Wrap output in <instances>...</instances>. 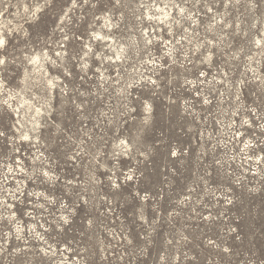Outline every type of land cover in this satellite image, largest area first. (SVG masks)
Listing matches in <instances>:
<instances>
[{
	"label": "rangeland",
	"instance_id": "374dc122",
	"mask_svg": "<svg viewBox=\"0 0 264 264\" xmlns=\"http://www.w3.org/2000/svg\"><path fill=\"white\" fill-rule=\"evenodd\" d=\"M143 1L0 0V264H264V0Z\"/></svg>",
	"mask_w": 264,
	"mask_h": 264
},
{
	"label": "built area",
	"instance_id": "2783aa9c",
	"mask_svg": "<svg viewBox=\"0 0 264 264\" xmlns=\"http://www.w3.org/2000/svg\"><path fill=\"white\" fill-rule=\"evenodd\" d=\"M198 81L200 84H202L201 82H204L205 79L198 77ZM189 99L191 100V103L194 105V108H195L194 111H200L201 109L206 111V114L203 117L205 122H207V121L209 122L211 120V116L214 113L221 112V110H229L230 109L229 105L227 106L228 102H226L225 104H221V105H215V104L210 105V103L207 102V100H205V97H203V95H199V94H196L194 96V99H192V98H189ZM228 101L230 102L229 98H228ZM224 114H227V111ZM188 115L191 116V113H188ZM217 123L223 124V122L219 121V120L217 121ZM227 160L228 159H226L225 161H227ZM10 173H11V171H10ZM12 177H13L12 175H11V178L8 177L6 182H8V181L10 182ZM9 182L8 183L2 182L3 184L0 183V193H1V189L5 188L6 185L9 184ZM8 191H10V193H11L13 190L10 188ZM13 239H15V238H13ZM9 240H10V238H9ZM28 250L29 249H27L25 252L29 253ZM0 251H2V250H0ZM3 253H4L3 251L0 252V254H3ZM33 255L38 258L37 261L40 264H55V261H57L56 264H63L62 259L56 255V251L53 248L42 247V249L35 251ZM55 256H56V260H55Z\"/></svg>",
	"mask_w": 264,
	"mask_h": 264
},
{
	"label": "bare ground",
	"instance_id": "6f19581e",
	"mask_svg": "<svg viewBox=\"0 0 264 264\" xmlns=\"http://www.w3.org/2000/svg\"><path fill=\"white\" fill-rule=\"evenodd\" d=\"M154 0H144L143 3L145 4V8L147 10V20H151L152 22L154 21H158L159 23L157 24H164V25H168V24H171V20L174 19V17L172 16L173 14H171V10H166L163 8V5L162 4H158L156 5V3L153 5V2ZM39 6V4H38ZM36 7V11L39 10L41 11L42 10V7ZM154 11H160V13L158 14H152ZM106 22H108L110 24V26L113 27V22L109 19L106 20ZM151 22V23H152ZM5 22H3V20L0 22V46L3 45L5 42H6V35H4V28H5ZM105 25L107 26V24L105 23ZM113 29V28H112ZM146 29H149L151 30L152 28H149V27H145L144 30ZM147 34V36L149 37V32H145ZM8 36V35H7ZM98 38L106 41V40H110L112 42H115V40L113 38H110V37H107V35L99 32L98 33ZM149 39L151 40V37H149ZM108 40V41H109ZM152 41V40H151ZM117 46V45H116ZM92 47V46H90ZM113 47V46H112ZM123 51V50H122ZM116 52V51H115ZM118 54H120L119 50H118ZM120 57V56H119ZM31 64H33L35 66V68H37L38 70L39 69H44L45 71H48L49 73V70L47 68V66L41 61V56L36 54L32 57V62ZM47 68V69H46ZM37 71V70H36ZM35 71V72H36ZM1 84H2V81H0Z\"/></svg>",
	"mask_w": 264,
	"mask_h": 264
}]
</instances>
